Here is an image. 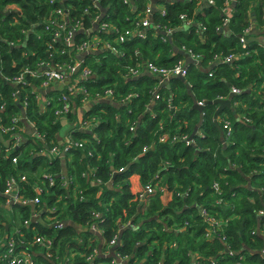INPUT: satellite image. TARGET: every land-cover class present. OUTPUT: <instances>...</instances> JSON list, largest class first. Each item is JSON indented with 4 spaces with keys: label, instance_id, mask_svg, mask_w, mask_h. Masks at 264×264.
<instances>
[{
    "label": "trees",
    "instance_id": "16d2710c",
    "mask_svg": "<svg viewBox=\"0 0 264 264\" xmlns=\"http://www.w3.org/2000/svg\"><path fill=\"white\" fill-rule=\"evenodd\" d=\"M53 1L56 3L51 5L50 0H0V104H5L0 122L10 126L11 118L21 115L19 102H25V116L51 146L73 132V138L88 141L89 149L73 151L64 159H48L23 152L24 147L36 145L30 139L9 155L6 140L11 133L0 136V237L18 228L28 241L33 233L52 239L56 248L53 259H45L38 246L31 249L38 264H110L116 253L128 257L124 264H264V215L260 214L264 210V46L251 40V33L243 44L239 39L249 25L253 24V31L264 29V0H235L226 29H220L226 0H213V6L199 5L198 0L159 3L166 15L153 11V25L145 30V39L132 37L115 45L120 55L95 51L82 64L91 71L82 84L88 96L102 93V87L112 88L120 97L135 96L122 105L119 98L94 101L84 115L95 118L93 130L70 132L69 125L64 134L63 125L54 116L58 100L66 97L70 103L72 112L64 121L71 122L78 119L75 110L84 96L69 95V83L47 93L38 92L40 78L27 77L24 85L15 88L9 83L20 67L33 70L38 61L52 66L73 62L59 44L53 45L52 57L47 55L50 38L45 20L61 3L72 7L71 17L81 19L86 27L89 18L100 13L102 23L116 28L113 34L100 36L113 42L133 29L129 19L142 14L149 0L131 5L122 0H98L96 5L91 0ZM156 1L152 0L153 5ZM84 9L89 11L86 16ZM181 15L193 23L187 25ZM158 25L172 29V36L163 39L154 28ZM187 53L198 56L199 63H188L184 79L173 78L157 87L159 81L147 72L124 78L126 71L142 61L171 67ZM227 56H232V61L224 62ZM233 88L239 93L232 94ZM156 91L158 100L153 96ZM37 95L50 101L44 113ZM230 96V108L223 110L215 123L217 106L212 102ZM200 102L204 106L198 112L193 105ZM223 121L230 125L228 139ZM132 123L134 132L130 133ZM196 127L202 136L194 132ZM183 137L194 143L187 146ZM89 150L92 156L87 155ZM12 157L18 158L15 167ZM35 173L39 178L52 175L54 185L48 187L46 182L41 191L35 190L34 182L39 186ZM18 174L28 180L19 185L20 195L36 197L39 204H15L10 207L12 212L1 207L6 201L5 179ZM62 175L74 181L76 192L72 185H62ZM133 175L139 179L135 190L130 182ZM214 183L219 185L220 196L212 188ZM147 185L153 193L141 200ZM164 196H172L168 204ZM215 196L222 199L221 204L215 203ZM52 207L58 209L59 229L47 226L43 220L46 214L36 221L32 218L35 212ZM201 210L225 223L220 232L226 243L215 235L206 236ZM17 219L20 224L16 226ZM127 222L130 225L121 228ZM94 223L100 234L87 230ZM116 234V247L104 256L100 245ZM90 241L94 248L85 247ZM94 250L96 258L87 261Z\"/></svg>",
    "mask_w": 264,
    "mask_h": 264
},
{
    "label": "built area",
    "instance_id": "2783aa9c",
    "mask_svg": "<svg viewBox=\"0 0 264 264\" xmlns=\"http://www.w3.org/2000/svg\"><path fill=\"white\" fill-rule=\"evenodd\" d=\"M95 5L98 0H91ZM133 1L137 0H122L123 4L131 5ZM175 1H190V0H157L156 4L152 0H149V3L144 8L142 14H138L135 17L129 19L131 25H133L132 30H126L122 35L117 37L113 42L106 40L102 35H110L116 31V28L108 23H102L100 20V13L97 14L96 17L90 19L89 27L84 25L81 19L74 20L71 17V11H73L72 7H67L62 4L59 8L54 9L49 14L48 18L45 20L46 29L48 30V36L50 38V43L47 44V55L52 57V53L54 52L53 45L59 44L64 47L63 52H66L68 56L73 57V62L69 64H61L58 66H52L48 62L38 61L36 68L33 70L25 68H19L16 76L9 80L11 86L24 85L27 77L40 78L41 84L37 88L38 92L47 93L52 89H56L59 84H71L68 92L72 97L77 95H82L85 98L80 101L82 105L88 102L99 101L102 99L114 100L119 98V102L122 104L129 103L130 100L135 96L132 94L127 95L126 97H120L119 95L114 93V90L110 87H102L103 91L100 94L95 96H88L86 89L82 86V84L87 81L91 76V71L88 67H83L82 64L85 59L92 55L95 51L104 50L111 52L115 55H120L121 51L115 47V45L122 44L128 39L132 37H138L140 39H145L146 34L145 30H148L152 27L153 22L151 20V16L154 10H159L161 16H165L166 12L162 6L158 4L161 2H175ZM206 5L213 6L215 3L213 0H204ZM56 1L50 0V4H54ZM235 0H226L221 7V25L220 29H226L230 24L233 14H234V6ZM83 16H86L89 11L88 9H84ZM180 20L184 21L187 25L192 24L193 22L187 19L186 15H181ZM101 21V22H100ZM201 27V26H200ZM156 30H160L163 39H167L172 36V29H166L161 26H154ZM251 31V25H249L243 32V36L240 37V43L243 44L245 42V36L248 35ZM82 34L77 39V35ZM108 35V36H109ZM114 44V45H113ZM190 59L197 63L199 61L198 56H192L187 53ZM232 56H227L223 59L224 62L232 61ZM187 63L186 60H178L171 67H160L152 64L149 61H142L140 64H137L133 68H130L126 71L124 78H134L142 74L143 72H147L153 77H155L159 83L166 82L171 78H182L184 79L187 75ZM13 68L16 67V63H12ZM6 82V80H4ZM15 88V87H14ZM232 94H238L239 90L233 88L231 91ZM19 92L16 90L13 94V99L16 101L18 98ZM154 100L160 99L159 94L156 92L153 93ZM37 99H39L40 103L42 96L37 95ZM67 101L66 97H63L62 101L59 99L57 109L54 111V116L56 121L59 123L64 121L67 118V115L71 113V105ZM21 115L13 116L10 120L11 125L5 126L0 122V136L11 133V137L6 140L8 154L10 155L14 148H19V146L25 141L33 139L36 142L34 148L31 149V153L37 156H46L48 159H64L66 154H70L73 151L86 149L88 147V141H80L79 139L73 138L72 134L65 136L61 139L59 145L51 146V142L37 129L36 124L29 120L25 116V109L27 107L25 102H19ZM50 101L44 99V106L41 110L42 113L45 112V106L49 105ZM81 105V106H82ZM197 105L203 106V103H197ZM0 111H5V104H0ZM224 129L226 130V138H229L231 134L230 125L228 122L223 121ZM72 126V130H81V131H89L91 132L93 128L96 126V120L93 117H79L75 122L69 124ZM24 126L29 127L28 134L29 137L24 139L22 137V131ZM71 132V130H70ZM129 132H134V123H132L129 127ZM200 136H202L200 134ZM164 137L159 140L162 142ZM175 141L176 138H173ZM183 141L188 145H192L194 143L193 139L183 137ZM145 150V149H144ZM88 156H92V151H87ZM18 158L12 157L11 163L15 167L17 165ZM63 176V177H62ZM59 176L61 178L62 185L66 188L72 185V191H77V186L74 181L70 178H66L64 175ZM84 177V176H83ZM65 178V179H64ZM158 179L157 176H155ZM26 176L24 174H18L17 176L11 175L5 179L6 188L4 190V196L6 197V201L4 206H13L15 204L18 205H31L36 206L39 204L38 198L29 199L22 195H20L19 185L21 183L26 182ZM42 180H44L45 184L47 182L48 187L54 185L55 181L52 175L43 174ZM214 192L220 196L221 191L219 189L218 183H214L212 186ZM34 189L41 191L38 188L37 184H34ZM80 193V191L78 192ZM153 193V188L151 185H147L144 187L143 194L140 196V199H144L146 195ZM217 205L222 203V199H217L215 201ZM58 209L56 207L46 208L44 211L35 212L33 215V220H39L40 216L46 214L44 217V222L47 223V226L54 227L55 229H59L62 227V222L58 220V213H56ZM56 213V215H54ZM260 214L264 215V210L260 211ZM203 218V222L207 227V235H215L221 242L226 243V237L221 234V227L225 224L220 219H217L214 215L206 212L205 210H201L200 213ZM95 217H98V214H94ZM23 224H26L24 221ZM130 222H127L121 226V228L128 227ZM87 230L96 234H100L101 230L98 227V224L94 223L87 226ZM118 243L117 234L112 237L109 241H105L100 245L104 256H107L112 247H116ZM34 246H38L41 253L45 259H53L56 254V248L53 245V240L47 239L33 233L30 241L27 240L26 236L18 230V228L14 229L13 232L7 235H3L0 237V264H38L34 259V253L30 252ZM171 245H164V247ZM97 250H94L88 257L87 261H92L96 258ZM229 255H233V251L229 250ZM264 254V251L261 252ZM74 256V255H71ZM128 260V257L121 255L120 253H116L114 258L111 260L110 264H124V262Z\"/></svg>",
    "mask_w": 264,
    "mask_h": 264
},
{
    "label": "crops",
    "instance_id": "0c3cea01",
    "mask_svg": "<svg viewBox=\"0 0 264 264\" xmlns=\"http://www.w3.org/2000/svg\"><path fill=\"white\" fill-rule=\"evenodd\" d=\"M199 1V5L200 4H202L203 2H205L204 0H198ZM253 29H255L254 28V26H253V24L251 25V36H254V38L253 39H251V40H256V42L260 45H263L264 46V29H262V28H260V29H256V31H253ZM253 31V32H252ZM199 63V61L197 62V63H195V64H198ZM160 84L162 85V83H158V85H157V87L158 86H160ZM57 88L58 89H62L61 88V84H59L58 86H57ZM41 101L43 102V104H41L42 105V108H43V106H44V99H41ZM92 104H94V102H88V103H85L84 105H82V106H80V107H78V109H76L75 110V112H76V115H77V117L79 118V117H85L84 115H85V113H86V111L92 106ZM217 110V109H216ZM218 118V117H217ZM216 121H217V119H216ZM73 122H75V120L74 121H71V122H68V121H62L61 122V125H63V127H65L66 126V128H65V132H66V129H67V127L69 126V124H71V123H73ZM68 129L69 130H72V126L71 127H68ZM28 132H29V129H28V127L27 126H24V128H23V131L21 132L22 134V137L24 138V139H26V138H28L29 137V135L30 134H28ZM197 135H200L201 134V132H200V130H199V128L198 127H196V129H195V131H194ZM27 143V142H26ZM25 143V144H26ZM7 145L8 144H6V147H7ZM20 147V146H19ZM27 148H30V146H26V147H24L23 148V150L24 149H27ZM65 177H66V175H64ZM130 182H131V186H132V189L133 190H135V189H137V188H139V179H138V177L136 176V175H133L131 178H130ZM165 200H169L168 199V197H167V199L165 198ZM164 200V201H165Z\"/></svg>",
    "mask_w": 264,
    "mask_h": 264
},
{
    "label": "rangeland",
    "instance_id": "374dc122",
    "mask_svg": "<svg viewBox=\"0 0 264 264\" xmlns=\"http://www.w3.org/2000/svg\"><path fill=\"white\" fill-rule=\"evenodd\" d=\"M64 85H65V84H61V88H63ZM64 130H65V127H64ZM64 130L62 131L63 134H64ZM79 140L82 141V142H84V141L86 142V140H83V139H79ZM31 149H32L31 147H30V148H27V149H24L23 152L31 151ZM38 176H39V173H35V174H34V181H36V183L39 184L38 188L43 189V187H45V185H44L45 182L42 180V178H39L41 175H40L39 177H38ZM26 182H28L27 179H26ZM34 184H35V182H34ZM3 194H4V193H3ZM181 196H183V194H181ZM163 198L165 199V196H164ZM171 198H172V196L169 197V200H165V201H164L165 204H168V203L171 201ZM215 198H216V200L219 199V198L216 197V196H215ZM75 200H76V199H73V201H75ZM63 206H66V204L63 203ZM1 207L5 208V209L8 208L9 211H12V212L14 211V210H12V209L10 208L11 206H7V207H6V206L2 205ZM57 207L60 208L59 205H58ZM57 207H56V209H57ZM61 210H62V209H61ZM59 215H60V213H59ZM4 216L7 217V213H5ZM19 217L21 218V215H19ZM14 223H15L16 226L19 225V224H20L19 219L15 220ZM77 242H80V241L77 240ZM82 245L84 246L83 243H82ZM153 245H154V244H153ZM85 247H86V248H89V249H90L91 247L94 248V246L92 245L91 241L88 242L87 245H86Z\"/></svg>",
    "mask_w": 264,
    "mask_h": 264
},
{
    "label": "water",
    "instance_id": "95a60500",
    "mask_svg": "<svg viewBox=\"0 0 264 264\" xmlns=\"http://www.w3.org/2000/svg\"><path fill=\"white\" fill-rule=\"evenodd\" d=\"M161 3H165V2H161ZM184 59L186 60V63H191L193 62L190 57L186 54L184 55ZM173 79V78H171ZM182 79V78H181ZM232 96H230L227 100H221V99H218V100H215L212 102V104L216 105L217 106V110L215 111V114H214V121L216 123V119L218 117V115L225 109H228L230 108V100H231ZM204 106V105H203ZM203 106L201 105H197V104H194L193 105V109L197 110L198 112H201L202 111V108ZM29 129V127H28ZM30 130V129H29ZM175 234H177V232H175Z\"/></svg>",
    "mask_w": 264,
    "mask_h": 264
}]
</instances>
